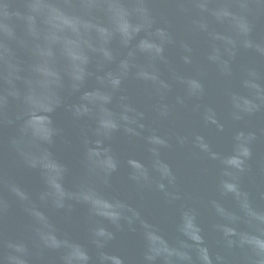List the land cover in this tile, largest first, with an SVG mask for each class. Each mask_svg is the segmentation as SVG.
I'll return each mask as SVG.
<instances>
[{"label": "water", "instance_id": "water-1", "mask_svg": "<svg viewBox=\"0 0 264 264\" xmlns=\"http://www.w3.org/2000/svg\"><path fill=\"white\" fill-rule=\"evenodd\" d=\"M0 264H264V0H0Z\"/></svg>", "mask_w": 264, "mask_h": 264}]
</instances>
